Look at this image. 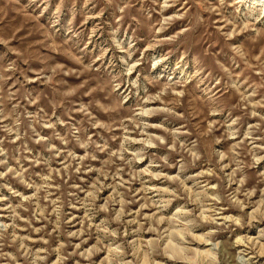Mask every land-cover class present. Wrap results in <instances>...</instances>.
<instances>
[{"label":"rangeland","instance_id":"374dc122","mask_svg":"<svg viewBox=\"0 0 264 264\" xmlns=\"http://www.w3.org/2000/svg\"><path fill=\"white\" fill-rule=\"evenodd\" d=\"M0 264H264V0H0Z\"/></svg>","mask_w":264,"mask_h":264},{"label":"bare ground","instance_id":"6f19581e","mask_svg":"<svg viewBox=\"0 0 264 264\" xmlns=\"http://www.w3.org/2000/svg\"><path fill=\"white\" fill-rule=\"evenodd\" d=\"M200 241H202V239H201ZM201 243H202V242H201ZM201 243H200V244H201ZM200 244H199V245H200ZM202 253H203V252H202ZM202 255H203V254H202Z\"/></svg>","mask_w":264,"mask_h":264}]
</instances>
